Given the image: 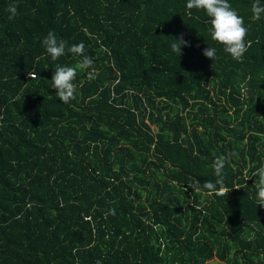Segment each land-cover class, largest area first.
I'll return each mask as SVG.
<instances>
[{
	"label": "trees",
	"instance_id": "trees-1",
	"mask_svg": "<svg viewBox=\"0 0 264 264\" xmlns=\"http://www.w3.org/2000/svg\"><path fill=\"white\" fill-rule=\"evenodd\" d=\"M187 2L0 0V264H264V16L228 0L251 42L237 62ZM81 42L93 68L64 104L50 79ZM220 155L230 191L187 188L215 182Z\"/></svg>",
	"mask_w": 264,
	"mask_h": 264
},
{
	"label": "clouds",
	"instance_id": "clouds-1",
	"mask_svg": "<svg viewBox=\"0 0 264 264\" xmlns=\"http://www.w3.org/2000/svg\"><path fill=\"white\" fill-rule=\"evenodd\" d=\"M186 8L189 10L188 14L191 15V10L196 9L203 11L209 17V35L213 42L223 46V51L228 54L233 60L241 62L248 48L251 46V42H246V36L248 34V27L245 26L244 19L228 0H188ZM6 11L9 13L8 19L13 20L17 15V4L15 2L10 3ZM251 19L258 21L264 16V4H261L260 0H253L251 6ZM42 46L45 49L46 54L52 61H57L60 57L66 54V42L63 40H57L55 32L50 31L46 37L42 40ZM189 46L188 42L183 39V36L179 39L173 40L170 45L171 51L179 55H182L181 48ZM85 44L83 42L72 45L67 48V52L71 53L75 57H81L79 62L75 66H60L55 67L51 76V88L55 90V95L59 101L68 104L72 100L76 99V85L73 81L76 79L77 71H86L93 68V59L90 56L84 55ZM203 56L209 60L214 61L217 58V50L214 47H207L203 50ZM93 71H89L88 78L94 79ZM31 79H36L37 74L35 72H29ZM231 155L235 156V153ZM228 157L225 155L217 156L212 164L214 175L217 177L215 182L206 181L203 185L199 181H194L187 188L195 192H199L203 195H213L217 193L226 194L230 190L224 187V168ZM254 177H258V181L255 183L256 190V204L264 207V165H261L252 174ZM186 188V190H187ZM219 195V194H218ZM108 214L115 215V209H109ZM215 260V259H214ZM96 264H100L97 261Z\"/></svg>",
	"mask_w": 264,
	"mask_h": 264
},
{
	"label": "rangeland",
	"instance_id": "rangeland-1",
	"mask_svg": "<svg viewBox=\"0 0 264 264\" xmlns=\"http://www.w3.org/2000/svg\"><path fill=\"white\" fill-rule=\"evenodd\" d=\"M215 262H217L216 259L211 261V262H209V264H214Z\"/></svg>",
	"mask_w": 264,
	"mask_h": 264
},
{
	"label": "built area",
	"instance_id": "built-area-1",
	"mask_svg": "<svg viewBox=\"0 0 264 264\" xmlns=\"http://www.w3.org/2000/svg\"><path fill=\"white\" fill-rule=\"evenodd\" d=\"M217 194L222 195L223 193H217Z\"/></svg>",
	"mask_w": 264,
	"mask_h": 264
}]
</instances>
